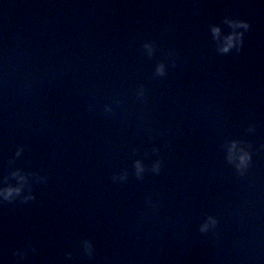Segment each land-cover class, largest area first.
Listing matches in <instances>:
<instances>
[{
	"label": "water",
	"instance_id": "obj_1",
	"mask_svg": "<svg viewBox=\"0 0 264 264\" xmlns=\"http://www.w3.org/2000/svg\"><path fill=\"white\" fill-rule=\"evenodd\" d=\"M18 183L0 264H264V0H0Z\"/></svg>",
	"mask_w": 264,
	"mask_h": 264
},
{
	"label": "clouds",
	"instance_id": "obj_2",
	"mask_svg": "<svg viewBox=\"0 0 264 264\" xmlns=\"http://www.w3.org/2000/svg\"><path fill=\"white\" fill-rule=\"evenodd\" d=\"M226 21L233 27V29H247L248 28V23L245 20H239V19L232 20V19L226 18ZM211 31L215 35L219 32V27L216 25H212ZM242 35L243 33L241 31L231 32L227 37H225L226 42L220 46L219 50L221 52H227L229 48L233 46H236L238 48L242 42L241 40ZM144 46L145 48L148 49L149 54H150L152 51V45L146 43ZM156 71L162 74L163 65H157ZM236 143H237L236 141L231 142V147L229 149V159L236 161L237 168H243L247 165L250 159V155L243 148L236 149ZM233 149H236L235 153L233 152ZM20 151L21 149L17 148L16 155H19ZM136 168H137V172H139L142 169V165L140 164L139 161L136 162ZM12 175L16 176L19 182H23L26 179V177L23 174L19 173V170L14 171ZM20 191H21L20 183H18L17 185L0 186V199H4V200L12 199L15 195H18ZM27 198H31V197L29 196ZM209 222L214 223L211 217H209L208 221H206L205 223L201 225L202 231L205 230L209 226ZM83 243H84L85 249L90 251V245L88 244V242L84 241Z\"/></svg>",
	"mask_w": 264,
	"mask_h": 264
}]
</instances>
